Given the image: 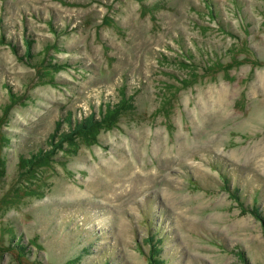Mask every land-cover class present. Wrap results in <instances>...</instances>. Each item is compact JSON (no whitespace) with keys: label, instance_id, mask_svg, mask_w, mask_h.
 Here are the masks:
<instances>
[{"label":"rangeland","instance_id":"1","mask_svg":"<svg viewBox=\"0 0 264 264\" xmlns=\"http://www.w3.org/2000/svg\"><path fill=\"white\" fill-rule=\"evenodd\" d=\"M151 236L264 264V0H0V264H149Z\"/></svg>","mask_w":264,"mask_h":264},{"label":"trees","instance_id":"2","mask_svg":"<svg viewBox=\"0 0 264 264\" xmlns=\"http://www.w3.org/2000/svg\"><path fill=\"white\" fill-rule=\"evenodd\" d=\"M121 109L122 107L120 106V104L112 106L108 103L104 107L101 106V111L99 110V116L97 117L95 114L96 112H90V114L88 115L73 118L72 112H68L63 120V124H65L66 127L63 126L61 128V126L59 125L60 121H57V126L53 133L50 135V140L48 141L51 145H57L60 149H63L61 147L64 143H68L69 145H71L72 141L74 142L75 140L74 137L83 139L85 143L94 142L96 141V136L99 129L103 125H105V121L107 122V119L116 117ZM43 153H39V160L48 156L46 155L47 152L44 151ZM33 158H36V154H32L28 162H31ZM221 179H223V181L228 184V178H225V174H223V176L221 175ZM233 193L236 197H238L239 192L237 188H235ZM148 243H150L151 247L149 253L147 254L149 264H165L163 258L160 256L161 247L158 246L157 242L154 243V239L152 236L148 237Z\"/></svg>","mask_w":264,"mask_h":264}]
</instances>
